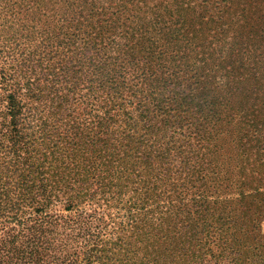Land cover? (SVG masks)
I'll return each instance as SVG.
<instances>
[{"label":"trees","instance_id":"trees-1","mask_svg":"<svg viewBox=\"0 0 264 264\" xmlns=\"http://www.w3.org/2000/svg\"><path fill=\"white\" fill-rule=\"evenodd\" d=\"M77 14L76 135L25 101L68 63L0 70V264H189L208 213L190 190L221 173L214 96L230 89L216 79L241 57L245 80L264 75V0H84ZM240 128L264 164V137L249 142L264 123Z\"/></svg>","mask_w":264,"mask_h":264},{"label":"rangeland","instance_id":"rangeland-1","mask_svg":"<svg viewBox=\"0 0 264 264\" xmlns=\"http://www.w3.org/2000/svg\"><path fill=\"white\" fill-rule=\"evenodd\" d=\"M83 1L0 0V70L24 59L26 66L41 63L50 74L63 62L69 64L67 81L56 83L51 78V83H42L38 98H25L41 109L45 118L39 119L41 123L61 134L76 135V17ZM198 28L193 32L201 37L204 31ZM242 59L235 66L227 60L216 79L219 86L230 89L214 96L220 102V119L213 127V160L221 173L217 181L190 190V201L202 200L208 213L195 233L199 242L187 255L189 264H264V164L255 149L239 143L240 124L264 123V75L245 80ZM232 66L236 68L230 73ZM2 81L0 73V91L8 87V81ZM263 137V130L251 129L249 142Z\"/></svg>","mask_w":264,"mask_h":264}]
</instances>
